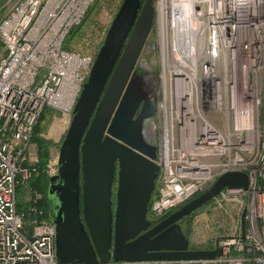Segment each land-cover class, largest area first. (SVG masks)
Wrapping results in <instances>:
<instances>
[{
    "label": "built area",
    "instance_id": "built-area-1",
    "mask_svg": "<svg viewBox=\"0 0 264 264\" xmlns=\"http://www.w3.org/2000/svg\"><path fill=\"white\" fill-rule=\"evenodd\" d=\"M94 2L7 0L0 19V264H57L54 226L37 208L38 199L18 211L16 190L34 172L29 150L41 115H72L90 75L95 57L64 44ZM178 2L188 13L195 61L185 70L188 77L170 73L167 109L147 123L144 139L157 149L158 177L146 219L157 223L220 176L240 173L248 189L220 198L242 206V227L213 244L211 251L222 252L213 260L108 264H264V7L258 0ZM154 8L159 45L166 0H156ZM165 65L160 57V81L162 71L168 74ZM56 174L57 165L48 178Z\"/></svg>",
    "mask_w": 264,
    "mask_h": 264
},
{
    "label": "water",
    "instance_id": "water-1",
    "mask_svg": "<svg viewBox=\"0 0 264 264\" xmlns=\"http://www.w3.org/2000/svg\"><path fill=\"white\" fill-rule=\"evenodd\" d=\"M152 20V0L122 1L72 110L45 193L57 264L213 260L221 250H191L181 222L224 190L248 189L246 175L225 174L164 220L147 221L158 167L140 124L155 110L143 106L133 120L142 101L127 81Z\"/></svg>",
    "mask_w": 264,
    "mask_h": 264
},
{
    "label": "rangeland",
    "instance_id": "rangeland-1",
    "mask_svg": "<svg viewBox=\"0 0 264 264\" xmlns=\"http://www.w3.org/2000/svg\"><path fill=\"white\" fill-rule=\"evenodd\" d=\"M123 0H95L89 8L80 26L74 28L67 36L64 48L70 49L83 56L96 57L101 48L106 33L113 21ZM7 9V0H0V19ZM154 19L153 26L155 27ZM170 44H171V39ZM156 36H153L151 44L155 45ZM174 45L170 46L173 54L179 56L178 48ZM180 50H186L188 44L181 45ZM177 47V46H176ZM158 46L153 52H144L148 57L147 60L155 59L156 69L158 68L159 56ZM144 55V54H143ZM157 71V70H156ZM47 118L40 124L39 139L47 145L48 159L45 167L40 171L39 152L37 144L33 141L29 150V162L31 170L34 172L24 182L21 183L16 190V203L18 211H25L34 202L37 204L43 201V195L40 194L38 186L39 181H47L50 170L57 164L60 144L65 135L68 124L71 120L70 116H64L59 112L45 113ZM48 185V183H47ZM157 180L155 183V198L157 192ZM151 200V201H152ZM242 206L232 198H220L212 200L210 203L196 210L189 218H186L181 223V228L184 235L187 237L192 249L204 250L211 248L218 240L229 238L236 234L240 228V216Z\"/></svg>",
    "mask_w": 264,
    "mask_h": 264
},
{
    "label": "bare ground",
    "instance_id": "bare-ground-1",
    "mask_svg": "<svg viewBox=\"0 0 264 264\" xmlns=\"http://www.w3.org/2000/svg\"><path fill=\"white\" fill-rule=\"evenodd\" d=\"M166 2H167V10H165V9L160 10L161 15L159 13V26H160V28H159V31H160V33H159V45H157L156 43H155V45L152 44L153 46H150V47H152V49L151 50H147L148 52L149 51L153 52L155 50V48H157V46H158V51H157L158 56L160 54L161 60H163L166 63L165 68L168 69L167 76H166V74H164V71H162L161 81H160V79H159V62H158V68L157 69H156V65H155V59H153L152 61H149L148 64L146 65V67L148 68L149 71H152V72L156 73V77L158 78L160 84L163 87V93H162V90H161L162 99H161L160 104H159L158 112H159V110H163L164 111V110L167 109L166 104H165V106H163V105H164V97L166 98V96L169 94V91H170L169 80L171 78H173V76H171L170 73L175 71L176 72L175 74L177 76H183V74H185L186 77H188V74L186 72L189 69L188 66H190L191 63L193 61H195L194 56H192L193 55V48H194V42H193L194 41V37H192L193 31L186 27V20L188 19V13H187L186 9L183 7V5L181 6L179 4L178 0H166ZM182 2H184V1H182ZM258 2H259L258 3L259 7H264V2L262 0H258ZM261 9L262 8H260V10ZM261 12H263V11H261ZM261 14H263V13H261ZM155 16H157L156 15V11H155ZM155 22H156V20H155ZM154 35H155V27H154ZM169 39H171V44H170V40ZM188 43H189V46L187 47L186 50H180V48H181L180 44L183 45V44H188ZM144 44H145V42H144ZM172 45L175 46V49L178 48L179 56H177L175 53L173 54V52L171 50V47H170ZM199 45H200V43H197L195 45V47H196L198 52H199ZM198 56L199 55H196V58ZM160 57H159V60H160ZM190 58H192V59H190ZM227 72L229 73V71H227ZM181 81L182 80L180 78L176 77L175 83L179 84ZM163 95H164V97H163ZM157 115H158V113H157ZM242 116H243L242 125L246 126L247 122H248V119H249V112L248 111H244ZM150 146H152V145H150ZM156 151H157V149H156ZM154 163H155V161H154ZM226 174H229V173H226ZM157 177H158V173H157ZM157 177H156V180H157ZM156 180H155V183H156ZM248 187H249V181H248ZM208 189H210V187ZM238 190H243V189H238ZM225 191H237V190H224L221 194H223ZM221 194L219 196H221ZM198 196L199 195H197V197ZM151 197H152V195H151ZM156 197H157V194H156L155 198L152 201L150 199V202L148 204V208H149L150 203H152L156 199ZM148 208H147V211H148ZM180 208L175 209L174 212L177 211ZM45 217H46V215H45ZM241 227H242V225L240 223V229H241ZM191 250H196V249H191ZM201 251H211V250L208 249V250H201Z\"/></svg>",
    "mask_w": 264,
    "mask_h": 264
},
{
    "label": "flooded vegetation",
    "instance_id": "flooded-vegetation-1",
    "mask_svg": "<svg viewBox=\"0 0 264 264\" xmlns=\"http://www.w3.org/2000/svg\"><path fill=\"white\" fill-rule=\"evenodd\" d=\"M154 5H155V0H152L153 20H152L151 29L149 31L148 37L146 38V41H145V44L141 50V53L136 60V63H135L134 68L132 70V73L129 76L128 81H127V85L129 86L130 90H133V89L139 90V98L142 101L138 106V110L135 113L133 120H135L138 117L143 106L147 110H150L151 108H153L155 110V114L151 119L144 120L140 124V136L144 141H145L144 138H145V131H146L147 123L150 121L156 120L159 104H160V101L162 99L161 84H160L158 78L156 77V73L149 71L148 68L146 67V65L148 64V60H147L148 57H145L146 54L144 53L147 50L148 46L149 47L153 46L152 44H149V43L152 42L153 35H154V26H153L154 19H155ZM44 200H45L46 208H47L46 216L49 219L50 206L46 200V196H45ZM79 209H80V217L82 218L81 206L79 207ZM173 212L174 211H172L170 214H172ZM169 215L164 217L162 220L167 218ZM189 217L190 216H188L187 218H189ZM162 220H160V221H162ZM159 222H157V223H159ZM157 223H154L153 225H155ZM190 249H192V248L190 247Z\"/></svg>",
    "mask_w": 264,
    "mask_h": 264
},
{
    "label": "trees",
    "instance_id": "trees-1",
    "mask_svg": "<svg viewBox=\"0 0 264 264\" xmlns=\"http://www.w3.org/2000/svg\"><path fill=\"white\" fill-rule=\"evenodd\" d=\"M47 118L46 114H42L39 121H38V124L34 130V134H33V137H32V142L34 141L37 145V148H38V152H39V159H40V164L38 166V169L41 171L46 163H47V159H48V153H47V144L45 142H43L41 139H39L38 137V134H39V131H40V124L43 123L45 121V119ZM40 185V188H39V193L43 195V201L39 204H37V208L39 210H41L43 213H44V216L46 215V212H47V208H46V203H45V193H46V188H47V181H39L38 183V186ZM19 188V187H18ZM155 194V191L153 192L152 194V197L154 196ZM152 197H151V200H152ZM197 197V196H195ZM194 197V198H195ZM18 209V208H17ZM47 218V216H46Z\"/></svg>",
    "mask_w": 264,
    "mask_h": 264
},
{
    "label": "crops",
    "instance_id": "crops-1",
    "mask_svg": "<svg viewBox=\"0 0 264 264\" xmlns=\"http://www.w3.org/2000/svg\"><path fill=\"white\" fill-rule=\"evenodd\" d=\"M240 229V228H239ZM208 249H210V248H208ZM208 249H204V250H208Z\"/></svg>",
    "mask_w": 264,
    "mask_h": 264
}]
</instances>
